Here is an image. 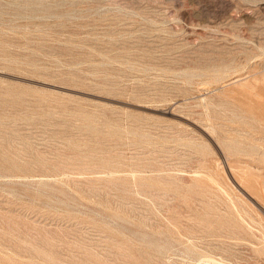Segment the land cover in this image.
Returning a JSON list of instances; mask_svg holds the SVG:
<instances>
[{"label":"rangeland","instance_id":"1","mask_svg":"<svg viewBox=\"0 0 264 264\" xmlns=\"http://www.w3.org/2000/svg\"><path fill=\"white\" fill-rule=\"evenodd\" d=\"M32 256L264 264V0H0V264Z\"/></svg>","mask_w":264,"mask_h":264},{"label":"bare ground","instance_id":"2","mask_svg":"<svg viewBox=\"0 0 264 264\" xmlns=\"http://www.w3.org/2000/svg\"><path fill=\"white\" fill-rule=\"evenodd\" d=\"M203 145H206V144H204L203 143ZM11 175H13V174H11ZM16 176V175H15ZM201 185V184H200ZM182 187V186H181ZM190 189V188H189ZM186 194V193H185ZM197 194V193H196ZM192 198V197H191ZM185 199V198H184ZM105 208V207H104ZM118 209V208H117ZM74 211V210H73ZM99 212H100V210H99ZM105 212V211H104ZM102 213V212H101ZM91 214V213H90ZM95 215V214H94ZM103 215V214H102ZM106 215V214H105ZM123 215V214H122ZM122 215H120V216H122ZM98 216V215H97ZM117 216V215H116ZM118 216H119V213H118ZM119 216V217H120ZM95 217V216H94ZM118 217V218H119ZM101 219V218H100ZM103 219V218H102ZM123 223V222H122ZM130 223H132V222H130ZM135 223V222H134ZM133 224V223H132ZM125 225V224H124ZM123 225V226H124ZM134 225V224H133ZM183 225V224H182ZM135 226V225H134ZM141 227V226H140ZM129 228V227H128ZM137 228H138V226H137ZM139 229V228H138ZM144 229V228H143ZM193 229V228H192ZM122 230H124V229H122ZM135 230V229H134ZM139 230H142V229H139ZM148 230V229H147ZM143 231V230H142ZM148 232V231H147ZM151 233V232H150ZM144 234V233H143ZM147 234V233H146ZM156 235V234H155ZM171 241V240H170ZM169 241V242H170ZM163 242V241H162ZM176 245V244H175ZM172 247V246H171ZM181 247V246H180ZM179 247V248H180ZM160 250V249H159ZM180 250H183V249H180ZM103 251V250H102ZM199 251V250H198ZM180 253V252H179ZM36 254V253H35ZM17 255L18 254H16V257H17ZM49 256L53 259L54 257L53 256H51V254H49ZM192 256V255H191ZM61 257V256H60ZM80 257V256H79ZM91 258V257H90ZM89 258V259H90ZM32 262H33V264H37L38 262H37V260H36V257L35 256H32V258L30 259ZM199 260V259H198ZM203 260H204V258H203ZM210 260V263L211 264H234V263H232V262H227V261H223V260H215V259H209ZM91 261V260H90ZM201 261L202 260H199V264L201 263ZM208 261V260H207ZM30 262V261H29ZM37 262V263H36ZM52 262V261H51ZM44 263V262H43ZM73 264V263H72ZM195 264V263H194Z\"/></svg>","mask_w":264,"mask_h":264}]
</instances>
